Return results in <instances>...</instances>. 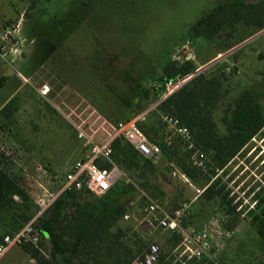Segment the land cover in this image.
Segmentation results:
<instances>
[{"label":"rangeland","instance_id":"1","mask_svg":"<svg viewBox=\"0 0 264 264\" xmlns=\"http://www.w3.org/2000/svg\"><path fill=\"white\" fill-rule=\"evenodd\" d=\"M232 1L0 0V110L12 97L17 107L9 116L0 111V165L29 194L22 204L29 206L31 219L47 214L43 201L61 191L65 173L85 157L78 130L98 139L110 125L97 108L112 111L117 103L107 84L110 74L126 70L141 77L154 71L144 84L160 85L165 63L180 61V48L190 41L196 67L221 78L223 103L214 114L221 130L227 105L246 90L261 94L264 109V63L256 54L264 49L260 20L252 17L249 23L226 25L212 38L190 34L200 17ZM243 1L258 5L255 12L264 14L263 0ZM238 55L251 59L243 61L244 71L237 75ZM180 148L179 157L196 168V179L181 170L178 159L163 153L154 159L156 171L143 177L125 169L120 184L131 176L142 188L135 192L129 218H121L115 227L125 251L141 257L156 242L162 264H260L264 239L251 211L264 209V127L223 168H217L210 152L195 141L193 148L185 141ZM198 151L205 154V166L196 163ZM212 182L219 192L206 198L203 188ZM141 191L158 198L169 212L187 206L184 226L193 235L211 230L210 245L200 258L185 253L186 244L192 249L196 244L184 236L143 227L146 204L138 206L144 199ZM103 196L85 193L84 198L98 203ZM39 250L49 257L51 241L45 240ZM23 253L22 244L15 245L0 261L20 264ZM32 264L40 263L33 258Z\"/></svg>","mask_w":264,"mask_h":264},{"label":"trees","instance_id":"2","mask_svg":"<svg viewBox=\"0 0 264 264\" xmlns=\"http://www.w3.org/2000/svg\"><path fill=\"white\" fill-rule=\"evenodd\" d=\"M257 6L248 5L243 0L221 3L200 17L191 27L190 34L212 38L226 25L249 23L252 17L260 20L259 27L262 29L264 14L255 12ZM196 68L191 60H169L163 66L158 80L163 84L190 74ZM108 69L114 71L112 66ZM153 72L141 77H135L126 70L123 73L110 74L107 84L117 98V103L112 111H102L103 108L97 104L99 112L110 125L96 140L103 141L108 138L121 120H129L146 111L145 118L138 121L139 127L152 142L160 145L163 154L170 159H178L176 162L181 170L190 178L196 179V168L179 157L184 140L179 135L177 138H169L164 115L177 118L182 125L187 126L193 134L195 144L210 152L217 168L226 166L263 129L264 109L261 94L246 90L234 104L227 105L228 108L220 119L223 125L221 130L214 116L223 103L221 78L204 72H200L155 107L148 109L151 103L159 100L161 94L152 85L144 84L149 80L147 76ZM15 103L16 97H12L2 106L1 113L9 116L17 108ZM112 146L113 159L123 172L127 168L138 177H143L147 172L156 171L154 159L143 156L124 139H115ZM122 180L123 177L98 203L84 198L85 193L92 194L87 189L63 191L49 206L47 214L38 220V227L44 235L50 237V256L46 257L31 244H22L23 249L40 264H130L135 255L128 249L125 251L115 227L129 210L130 203L135 199V192L142 188L138 180L131 176H128L125 183L120 184ZM218 192L212 182L204 186L202 194L206 198H212ZM28 199L29 194L20 180L0 165V226L3 229L0 237L13 234L31 219L29 206L22 204ZM145 204V199L138 201L139 207ZM251 213L257 231L264 239V209L261 212L252 210ZM260 264H264V260Z\"/></svg>","mask_w":264,"mask_h":264},{"label":"built area","instance_id":"3","mask_svg":"<svg viewBox=\"0 0 264 264\" xmlns=\"http://www.w3.org/2000/svg\"><path fill=\"white\" fill-rule=\"evenodd\" d=\"M193 54V50L190 48V41H187L186 45L180 48V55L182 56V59L179 58L180 62L185 60L193 61ZM174 60H176V58H174ZM200 72L201 68L198 67L190 74L168 80L163 84H151L156 90L161 88L162 91L159 100L148 109L155 107L159 102L177 91ZM145 113L146 111L139 113L129 120L118 122L114 132L103 141H98L87 131L79 129L77 135L82 141L86 150V155L85 157L77 159L72 167L65 173V182L61 191L52 195L47 202L43 201V210L49 208L54 200L65 190L87 189L96 196L105 195L124 175L122 169L113 159L112 143L115 139H124L145 157L153 159L159 157L162 153L160 145L152 142L138 125V121L145 118ZM163 119L168 125V131L170 133L169 138L177 134L183 138L190 148L194 147V137L187 126L182 125L177 118L169 115H164ZM204 157V152L198 151L195 158L199 166H205ZM182 175L184 177L186 176L185 174ZM140 197H143L146 201L145 215L142 222H146L149 227H157L184 236L185 240L196 244L195 249H192L190 245L186 244L185 253L189 250V258H200L202 252L210 245L208 239L212 237L211 230L206 228L197 235H193V233H190L184 226L187 206L169 212L158 198L149 195L147 192L141 191ZM134 203L135 201H132L130 204L133 205ZM40 215L41 214L29 220L13 234L8 233L0 237V260L15 245L31 244L41 249L42 243L45 240L51 241L50 237L44 235L38 227ZM129 216V212L124 215L125 218H129ZM161 256L162 251L159 244L151 242L147 246L144 255L135 258L130 264H162Z\"/></svg>","mask_w":264,"mask_h":264},{"label":"crops","instance_id":"4","mask_svg":"<svg viewBox=\"0 0 264 264\" xmlns=\"http://www.w3.org/2000/svg\"><path fill=\"white\" fill-rule=\"evenodd\" d=\"M258 35H255L254 37H253V39L255 38V37H257ZM219 53H216V54H213L211 57H209L207 60H211V59H213L215 56H217ZM256 54H258V55H260V57L262 58V63H264V49H258L257 51H256ZM245 59H251V57H243L242 55H238V60L237 61H235V65L238 67L237 69V75L238 74H241V73H243V71H244V68H243V66L241 65L242 63H243V61L245 60ZM264 69V68H263ZM244 75V74H243ZM240 76V75H239ZM10 100V99H9ZM8 100V101H9ZM7 101V102H8ZM6 102V103H7ZM23 255L21 256V261H20V264H32L33 263V258H32V256L29 254V253H27L24 249H23ZM0 264H3V263H1V261H0Z\"/></svg>","mask_w":264,"mask_h":264},{"label":"water","instance_id":"5","mask_svg":"<svg viewBox=\"0 0 264 264\" xmlns=\"http://www.w3.org/2000/svg\"><path fill=\"white\" fill-rule=\"evenodd\" d=\"M143 227L144 228H147L148 227V224L145 222V223H143Z\"/></svg>","mask_w":264,"mask_h":264}]
</instances>
